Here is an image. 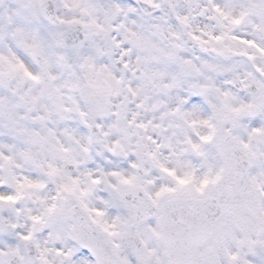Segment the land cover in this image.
Instances as JSON below:
<instances>
[{
    "label": "clouds",
    "instance_id": "obj_1",
    "mask_svg": "<svg viewBox=\"0 0 264 264\" xmlns=\"http://www.w3.org/2000/svg\"><path fill=\"white\" fill-rule=\"evenodd\" d=\"M0 264H264V0H0Z\"/></svg>",
    "mask_w": 264,
    "mask_h": 264
}]
</instances>
